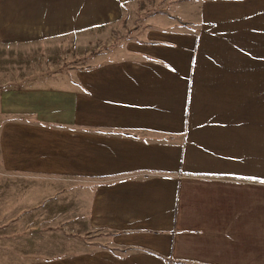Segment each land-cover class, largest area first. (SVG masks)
<instances>
[{
	"label": "crops",
	"instance_id": "1",
	"mask_svg": "<svg viewBox=\"0 0 264 264\" xmlns=\"http://www.w3.org/2000/svg\"><path fill=\"white\" fill-rule=\"evenodd\" d=\"M146 1L0 0L1 45L134 29L0 89V264H264V0Z\"/></svg>",
	"mask_w": 264,
	"mask_h": 264
},
{
	"label": "rangeland",
	"instance_id": "2",
	"mask_svg": "<svg viewBox=\"0 0 264 264\" xmlns=\"http://www.w3.org/2000/svg\"><path fill=\"white\" fill-rule=\"evenodd\" d=\"M166 4V0H147L146 7L137 15L136 22L142 24L144 17L166 7ZM127 21L128 18H122L112 24L108 33L111 35L109 41L105 38L109 28L107 32L99 28L96 35L98 38L102 37L101 41H78L77 45L73 44L68 49L58 39L0 44V89L25 87L48 81L59 82L60 78L72 80L76 69L93 66L100 59L98 56H104L106 60L124 56L123 47L127 41L123 40L129 39L134 32ZM10 179L14 178L8 176L0 182L3 185V191L0 186V203L12 201Z\"/></svg>",
	"mask_w": 264,
	"mask_h": 264
}]
</instances>
